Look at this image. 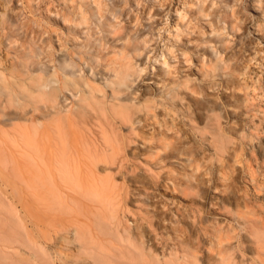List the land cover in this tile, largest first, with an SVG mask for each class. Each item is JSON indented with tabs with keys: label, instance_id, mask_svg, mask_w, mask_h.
<instances>
[{
	"label": "rangeland",
	"instance_id": "1",
	"mask_svg": "<svg viewBox=\"0 0 264 264\" xmlns=\"http://www.w3.org/2000/svg\"><path fill=\"white\" fill-rule=\"evenodd\" d=\"M29 140L93 222L46 234L0 165V264H264V0H0V148Z\"/></svg>",
	"mask_w": 264,
	"mask_h": 264
},
{
	"label": "bare ground",
	"instance_id": "2",
	"mask_svg": "<svg viewBox=\"0 0 264 264\" xmlns=\"http://www.w3.org/2000/svg\"><path fill=\"white\" fill-rule=\"evenodd\" d=\"M27 145L31 156L27 155L21 166L16 165L14 159L7 158L0 148V165L3 167L7 164L12 165L14 173H20L16 174L17 178L14 176L15 179L25 182L29 189L38 188L36 192H33H35L45 216H49V219L46 218L44 223L46 234L50 232L51 228L57 235L72 232L80 237L82 232L92 224L93 214L89 215L74 204V200L70 196L60 192L59 185L54 181L52 170L62 171L63 169L62 160L58 157L60 151L52 150L49 147H39L32 140H29ZM36 155L39 156V159L35 157ZM79 187L80 194L87 192L88 187L82 185L81 182ZM69 218L72 220L71 224L67 223Z\"/></svg>",
	"mask_w": 264,
	"mask_h": 264
}]
</instances>
